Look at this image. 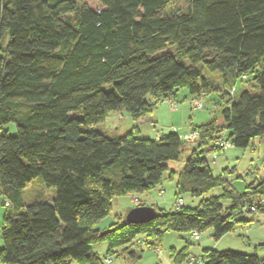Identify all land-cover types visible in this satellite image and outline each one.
<instances>
[{
	"label": "trees",
	"instance_id": "16d2710c",
	"mask_svg": "<svg viewBox=\"0 0 264 264\" xmlns=\"http://www.w3.org/2000/svg\"><path fill=\"white\" fill-rule=\"evenodd\" d=\"M174 1L95 0L91 7L85 0H0V264H109L122 247L136 260L164 232L191 237L212 229L219 240L243 221L244 205L264 207V178L239 195L213 175L207 158L224 150L214 145L223 133L235 148L264 146L257 141L264 137V0H190L183 12L169 10ZM203 70L217 72V80ZM239 82L247 88L236 96ZM210 89L227 103L222 125L188 124L199 137L177 175L175 200L217 186L221 196L156 209L145 224L95 228L114 198L148 192L166 172L172 179L168 163L185 145L176 132L145 138L92 126L112 111L139 119L181 90L202 102ZM36 178L55 189L51 202L24 201L22 189ZM100 242L108 243L104 257L92 251ZM201 259L264 264L258 254L235 250L206 248Z\"/></svg>",
	"mask_w": 264,
	"mask_h": 264
},
{
	"label": "rangeland",
	"instance_id": "374dc122",
	"mask_svg": "<svg viewBox=\"0 0 264 264\" xmlns=\"http://www.w3.org/2000/svg\"><path fill=\"white\" fill-rule=\"evenodd\" d=\"M86 3H88L91 7H96L95 0H85ZM190 0H175L173 3H171L169 10L170 11H176V12H183L187 9L188 4ZM168 9V8H167ZM166 9V10H167ZM74 17V16H70ZM205 75L207 77H212L213 79L217 80L218 73H211L206 70H203ZM213 82L215 86H218V83ZM247 83L245 82H239L236 87V96L239 93V91L243 88H247ZM186 91V90H184ZM193 99H187V101L178 100L176 97L174 98H168L165 103H167V106L169 105L171 111L170 114L174 115L173 111H179L183 108L181 107L184 103V105H187L185 107V119L181 116L180 118L175 117L174 124L176 125H168L171 124V115L169 114H160L159 123L160 126H166L165 131L167 132H176L175 130H179L180 132H184V126L188 127V124H191L192 122L194 125H201L207 120L210 119H216L217 122L222 121L221 111L222 108L225 107L227 103L218 102L219 99L217 97V93L210 89V91L207 93V95L202 99L203 102V108L202 109H194L193 105ZM183 101V102H182ZM189 103V105H188ZM168 107V109H169ZM127 115V114H126ZM177 115V114H175ZM123 115L120 114V111H112L109 112L108 115L105 117V119L98 123L93 125L92 127L100 130L102 132H106L108 135H116V134H124L127 131H136L135 128H132V123H130V119L128 116V121L125 119H122ZM180 122V123H179ZM185 123L187 125H185ZM183 124V125H180ZM155 125V124H153ZM169 126V127H168ZM168 127V129H166ZM140 128V127H139ZM141 133H137L138 136H144L145 134H150V128L148 124H142ZM155 128V126H154ZM190 129V128H189ZM126 130V131H125ZM159 130V129H158ZM9 131L11 134L15 133L14 126H9ZM188 132V129L186 133ZM186 133H182L180 135H184ZM199 137V135H198ZM147 138V137H145ZM197 139H194L189 142H184L185 149L178 160L176 161H170L168 163V166L171 170L178 173L182 171L183 163L187 156L189 155V146L195 144ZM264 141V139H263ZM257 149L256 152H251V147H247L245 149H239L236 148V150L233 151V155L229 160L230 167L232 165H235V171L226 173L225 177L228 182L231 183L232 188L235 192H238L239 194H243L246 191V186L250 183H252L254 180H260L264 178V159L261 157V153L264 152L263 144H256ZM227 151H217L216 155L219 156L217 159H212L211 155L208 154L207 158L209 161L210 166L213 169L214 174H218L217 170V163L224 157L225 154H227ZM217 161V163H216ZM169 172L164 173L163 179H162V186L161 184L153 188L149 192H143L139 194H127L122 195L114 198L111 201V210L109 213L104 216L102 219H100L96 225L95 228L99 230H105L110 227L112 223L116 224H123L125 222V217L128 211L132 208H134V204L131 201L132 196H137L142 201L141 203L145 204L146 206H151L150 204V198L158 199L155 197V191L159 189V194L163 195L162 188L166 189V198L170 199L172 201L174 199L173 195V185H171L169 179L167 178ZM162 187V188H161ZM22 197L26 203H32L38 200H43L44 202H50L51 198L55 195V189L54 188H46L43 186L39 178L34 179L32 182L28 183L21 191ZM222 187L217 186L214 189H212L207 194L201 196V197H193L190 194L186 193L182 195L183 199V206L184 207H196L199 202L203 199H208L210 197H218L222 194ZM253 198H247V202H253ZM261 200V199H260ZM256 201V200H254ZM175 202V200H174ZM221 203L224 205V208H226L229 205V201L227 199H222ZM144 205V206H145ZM152 207V206H151ZM166 210L170 209V205L163 206ZM2 209V208H1ZM157 209V208H155ZM174 210L175 209V203H174ZM243 219H251L249 224H253V228L256 229V233L259 234L261 238L264 239V207L262 209H258L256 212H247L242 213ZM241 222H237L233 224V230L231 232H228L227 234L223 235L219 240H215L213 238V231L212 229H207L203 232H200V239L198 241L194 240L193 238L189 237L188 234H179L173 231H167L162 234L161 239L159 240L158 246L161 248L162 253L160 252H153L150 251V249L145 248L144 245L141 246V254L140 259L131 260L129 256L122 255L126 254V248L122 247L120 249L121 255L116 256L113 254L109 258L111 259V262L109 264H156L158 261L155 262L156 257H160L161 264H187L186 257L189 255H197L199 256L202 251L206 248L214 249L217 251H223V250H235L245 253H255L258 254L259 257L264 258V245H261V242L256 241L257 243L250 244L249 241H247L246 236V229L248 228L249 224L247 225L240 224ZM245 226L244 230L240 227ZM124 231L123 228H116L114 230V234H121L119 232ZM118 237V236H117ZM117 240L118 238H115ZM114 240V241H115ZM141 240H143L142 235H137L133 243H140ZM213 246V247H211ZM132 250L139 255V246L137 244L131 246ZM92 251L99 255L100 257L106 256L108 253V243L107 242H100L95 243L92 246ZM156 251L158 249L156 248ZM185 256V257H184ZM108 258V259H109ZM75 264V263H74Z\"/></svg>",
	"mask_w": 264,
	"mask_h": 264
},
{
	"label": "crops",
	"instance_id": "0c3cea01",
	"mask_svg": "<svg viewBox=\"0 0 264 264\" xmlns=\"http://www.w3.org/2000/svg\"><path fill=\"white\" fill-rule=\"evenodd\" d=\"M176 99H178V100H183V101H187V99H190V97L188 96V94L186 93V91H184V90H181V91H178L177 92V94H176ZM182 101V102H183ZM188 102V101H187ZM184 104H186V103H184ZM182 105L181 107H183L181 110H180V112L179 111H173L174 112V115H172V114H170L169 112L171 111V109H170V107H169V105L167 106V103H165V102H162V103H158L152 110H151V112L150 113H148V114H146V115H144V116H142L141 118H139V119H133V118H131L130 116H128V115H126V113L124 112V111H120V114L121 115H123V117H122V119H125L126 121H128V118H127V116L129 117V118H131L130 120V123H132L133 125H132V128H135L136 129V132L137 133H141V130L143 129V128H141V125L142 124H148L149 125V128H150V131H149V133L150 134H145L144 136L142 135V136H140V137H149V138H157V137H159V136H161V135H164V134H166V133H168L167 131H171V130H167V131H165L164 129H165V127L166 126H160V123H159V116H160V114H170L171 115V120H170V122H171V124H168V125H176V124H174V122H175V120H174V118L175 117H178V118H180L181 116L183 117V119H185V111H186V109H185V107L187 106V105ZM188 105H189V103H188ZM168 107H169V109H168ZM175 114H177V115H175ZM212 119H210V120H207L206 122H204V123H207V122H209V121H211ZM176 123V122H175ZM180 123V122H179ZM191 124H193L192 122H190ZM203 123V124H204ZM220 125H222V122H218ZM153 124H155V125H153ZM180 125H183V124H180ZM185 125H187L186 123H185ZM154 126H155V128H154ZM140 127V128H139ZM169 127V126H168ZM168 127L166 128V129H168ZM159 129V130H158ZM178 129V128H177ZM175 130L176 131V133L178 134V135H180V134H182V133H186V131H187V129H188V127L187 126H184V128H181V129H184L183 131L184 132H180L179 130ZM189 130V129H188ZM126 131V130H125ZM128 132V131H127ZM126 133V132H125ZM116 135H122V134H116ZM263 139H264V137L263 138H261V139H259V140H257V141H263ZM196 145V143L195 144H192V145H188L189 146V149H192V148H194V146ZM249 147V146H248ZM251 147V146H250ZM264 147V146H263ZM234 150H236V148L235 147H227V148H225L224 150H222V151H227L228 153L227 154H225L224 155V157H222V159H220V161L217 163V161H216V163H217V170H218V174H214V172H213V169H212V167H211V169H212V173H213V175L215 176V177H219L220 175H222V177H223V179H225V180H227L226 179V177H225V175H226V173H231V172H234L236 169H235V165H232L231 167H230V162H229V160L228 159H230L231 157H232V155H233V151ZM251 150V152H256V151H254L252 148L250 149ZM190 152V151H189ZM221 152V151H220ZM261 155V157L264 159V152L263 153H261L260 154ZM219 158V156H217V159ZM232 168H234V169H232ZM169 169H170V167H169ZM232 169V170H231ZM170 171H173V170H171L170 169ZM174 172V171H173ZM179 173V172H178ZM178 173H176V172H174V177L171 179V178H169V175H170V172L168 173V175H167V178L169 179V181H170V183H171V185H173V195L175 196V183H176V180H177V175H178ZM255 181V180H254ZM230 183V182H229ZM231 184V183H230ZM161 186H162V182H161ZM162 188V187H161ZM160 189V188H159ZM159 189H157L156 191H155V193H153V194H155V197H157V198H159L160 200H156V199H154V198H150V204H151V206L152 207H154V208H157V209H161V210H164V211H172V210H174V200H175V197H174V199L172 200V201H170V199H167L166 198V189L165 188H162V190H163V195H160L159 194ZM246 189V188H245ZM151 191V190H150ZM149 192V191H148ZM246 192V191H245ZM237 194H239L238 192H236ZM241 194V193H240ZM239 194V195H240ZM51 200H52V198H51ZM51 202V201H50ZM165 205H170V209H168V210H166L163 206H165ZM146 206V205H145ZM5 210L4 209H1L0 208V225H1V220H2V218H3V216H4V214H5ZM240 219H243V217L241 216L240 217ZM251 221V219H243V221L240 223L241 225L242 224H244V225H247V223L248 222H250ZM239 223V222H238ZM249 224V223H248ZM243 229L244 230V228H245V226H241L240 227V229ZM246 229V228H245ZM247 231H246V233H247V236H246V240L247 241H249L250 242V244L252 245V244H254V243H257L256 241H259V242H261V245H264V239L263 238H261L260 236H259V234H257L256 233V229L255 228H253V224H249V226H248V228L246 229ZM200 239V238H199ZM0 246H1V241H0ZM211 247H213V246H211ZM156 248L158 249V251H156ZM207 249H210V248H207ZM150 251H153V252H160V253H162V250H161V248H159V246H156V247H154L153 249H151ZM202 254V253H201ZM201 254L199 255V256H197V255H189V256H187L186 257V262H187V264H191L190 263V261H189V258H191V257H195V258H201ZM141 257V256H140ZM138 259H140V258H138ZM156 261H158V263H156V264H161V260H160V257L158 256V257H156V260H155V262ZM202 264V263H201Z\"/></svg>",
	"mask_w": 264,
	"mask_h": 264
},
{
	"label": "built area",
	"instance_id": "2783aa9c",
	"mask_svg": "<svg viewBox=\"0 0 264 264\" xmlns=\"http://www.w3.org/2000/svg\"><path fill=\"white\" fill-rule=\"evenodd\" d=\"M193 105H194V108H201L202 107V102L200 100V98H194L193 99ZM198 131L197 130H194V129H189L188 132L184 135H179L180 138L184 141V142H189V141H192L194 139H197L198 138ZM214 145H216V148H222V149H225L227 147H231V142L225 137V134L223 133L221 136L217 137L215 142H214ZM215 154L216 153H213L212 154V157L215 158ZM131 201L132 203L134 204L135 207H138V206H144L143 203H141L142 201L139 199V197L137 196H132L131 197ZM175 209L176 210H179L182 205H183V199L182 198H178L175 200ZM259 203H264V197L259 200ZM4 205L7 207L9 206L8 202H5ZM256 204H251V205H244L242 211L243 212H255L256 211ZM0 231H1V225H0ZM191 237L194 239V240H199L200 238V234L198 231H193L191 233ZM202 259L200 258H195V257H191L189 258V261L191 264H201Z\"/></svg>",
	"mask_w": 264,
	"mask_h": 264
},
{
	"label": "water",
	"instance_id": "95a60500",
	"mask_svg": "<svg viewBox=\"0 0 264 264\" xmlns=\"http://www.w3.org/2000/svg\"><path fill=\"white\" fill-rule=\"evenodd\" d=\"M158 211L151 206H138L130 209L125 217L127 224L141 225L155 220Z\"/></svg>",
	"mask_w": 264,
	"mask_h": 264
}]
</instances>
